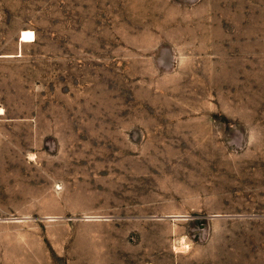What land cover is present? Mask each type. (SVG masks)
<instances>
[{"label": "rangeland", "instance_id": "obj_1", "mask_svg": "<svg viewBox=\"0 0 264 264\" xmlns=\"http://www.w3.org/2000/svg\"><path fill=\"white\" fill-rule=\"evenodd\" d=\"M0 264H264V0H0Z\"/></svg>", "mask_w": 264, "mask_h": 264}, {"label": "bare ground", "instance_id": "obj_2", "mask_svg": "<svg viewBox=\"0 0 264 264\" xmlns=\"http://www.w3.org/2000/svg\"><path fill=\"white\" fill-rule=\"evenodd\" d=\"M20 42L21 43H29L34 41V34L31 31H23L20 34Z\"/></svg>", "mask_w": 264, "mask_h": 264}, {"label": "crops", "instance_id": "obj_3", "mask_svg": "<svg viewBox=\"0 0 264 264\" xmlns=\"http://www.w3.org/2000/svg\"><path fill=\"white\" fill-rule=\"evenodd\" d=\"M20 42V41H19Z\"/></svg>", "mask_w": 264, "mask_h": 264}]
</instances>
